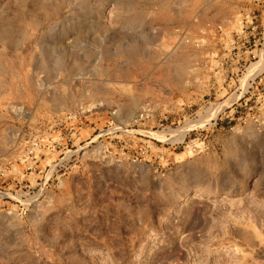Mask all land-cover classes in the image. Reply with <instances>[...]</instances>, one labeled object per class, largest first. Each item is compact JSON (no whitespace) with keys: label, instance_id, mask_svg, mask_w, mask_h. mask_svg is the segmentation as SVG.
Masks as SVG:
<instances>
[{"label":"rangeland","instance_id":"obj_1","mask_svg":"<svg viewBox=\"0 0 264 264\" xmlns=\"http://www.w3.org/2000/svg\"><path fill=\"white\" fill-rule=\"evenodd\" d=\"M0 264H264V0H0Z\"/></svg>","mask_w":264,"mask_h":264},{"label":"built area","instance_id":"obj_2","mask_svg":"<svg viewBox=\"0 0 264 264\" xmlns=\"http://www.w3.org/2000/svg\"><path fill=\"white\" fill-rule=\"evenodd\" d=\"M151 110H152V106H151L150 101H146L142 105V107L140 109V114H138V115L140 118H144V117L148 116V114L151 112ZM75 117H76V115H71V114L68 116V118H70V119L75 118Z\"/></svg>","mask_w":264,"mask_h":264}]
</instances>
